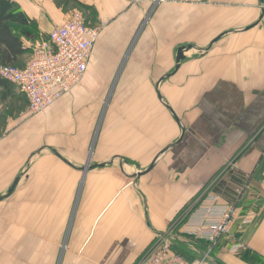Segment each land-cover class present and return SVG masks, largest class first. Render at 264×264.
<instances>
[{
  "label": "crops",
  "instance_id": "1",
  "mask_svg": "<svg viewBox=\"0 0 264 264\" xmlns=\"http://www.w3.org/2000/svg\"><path fill=\"white\" fill-rule=\"evenodd\" d=\"M10 1L21 65L73 11L106 24L53 105L0 100V196L19 177L0 200V264H135L205 190L238 211L210 264H264V0ZM182 45L195 49L165 77Z\"/></svg>",
  "mask_w": 264,
  "mask_h": 264
},
{
  "label": "built area",
  "instance_id": "2",
  "mask_svg": "<svg viewBox=\"0 0 264 264\" xmlns=\"http://www.w3.org/2000/svg\"><path fill=\"white\" fill-rule=\"evenodd\" d=\"M105 24L102 20L89 25L81 10L73 11L36 44L22 66L0 65V77L26 99L30 113L46 110L80 84ZM194 205L197 207L192 219L185 221L187 212L181 213L164 233L155 234L135 264H210V254L220 239L235 240L232 227L238 217L236 207L218 204L206 190ZM247 224L248 220L243 219L240 228ZM179 236L205 243V251L193 260L186 259L172 248L173 241H181ZM244 248L242 242L235 241L229 251Z\"/></svg>",
  "mask_w": 264,
  "mask_h": 264
},
{
  "label": "trees",
  "instance_id": "3",
  "mask_svg": "<svg viewBox=\"0 0 264 264\" xmlns=\"http://www.w3.org/2000/svg\"><path fill=\"white\" fill-rule=\"evenodd\" d=\"M26 20L21 11L10 0H0V65L22 66L20 57L29 51L23 46V42L17 32H25ZM14 86L8 81L0 77V100L4 101L8 96L14 94ZM186 238V237H185ZM189 241H195L197 245H193L196 250L206 248L205 243L187 238ZM189 242L173 241V250L188 260L195 259L189 254L180 250V246H188ZM191 245V244H190ZM192 246V245H191Z\"/></svg>",
  "mask_w": 264,
  "mask_h": 264
},
{
  "label": "water",
  "instance_id": "4",
  "mask_svg": "<svg viewBox=\"0 0 264 264\" xmlns=\"http://www.w3.org/2000/svg\"><path fill=\"white\" fill-rule=\"evenodd\" d=\"M191 49H195V47L192 46V45H187V46H183V45H182V46H179V47L177 48L176 53H175V58H174V61H175L174 69H173V71H171V73L167 74L165 77H169L170 75H172V74H174V73L176 72V70L179 68V64H180V62H181L182 60L185 59V53H186V51L191 50ZM165 77H163L162 79H160V81L163 80ZM158 97H159V99H161V96H160L159 93H158ZM167 108L171 111V109H170L169 106H167ZM171 112H172V111H171ZM172 114H173L175 120L177 121V123L180 125V121H179V119L175 116V114H174L173 112H172ZM170 146H171V145H170ZM170 146H169V147H170ZM167 148H168V147H167ZM53 152H54L57 156H59V154H58L57 152H55V151H53ZM59 157H60V156H59ZM62 160L66 161V160L63 159V158H62ZM98 166H103V164H100V165H98ZM87 168H88V166H85V167H83L82 170H86ZM149 168H151V166H149L148 169H149ZM148 169H146V170H148ZM142 173H143V171L138 172V173H135L134 177L137 178V177H139ZM18 179H19V177H17L16 179H14L12 185L9 187V189H8L7 192H6V194L0 196V200L3 199V198H5V197H7V196H9V195L12 193V191L14 190V188H15L17 182H18Z\"/></svg>",
  "mask_w": 264,
  "mask_h": 264
},
{
  "label": "rangeland",
  "instance_id": "5",
  "mask_svg": "<svg viewBox=\"0 0 264 264\" xmlns=\"http://www.w3.org/2000/svg\"><path fill=\"white\" fill-rule=\"evenodd\" d=\"M78 9V8H77ZM85 15V14H84ZM18 91V90H17ZM19 93V92H18ZM100 101H104V98H100ZM180 237V236H179ZM180 239H182L181 237H180ZM192 246L193 245H197V243L195 242V241H188ZM189 244V245H190ZM180 250L181 251H183V252H185V253H187V254H189V256H192V257H194V258H197V257H199L200 256V254L199 253H196V251H195V248L193 247V248H190L189 246H184V245H182V246H180ZM203 252L205 251V248L202 250ZM212 254V253H211Z\"/></svg>",
  "mask_w": 264,
  "mask_h": 264
}]
</instances>
